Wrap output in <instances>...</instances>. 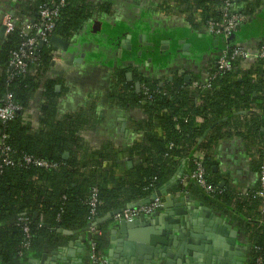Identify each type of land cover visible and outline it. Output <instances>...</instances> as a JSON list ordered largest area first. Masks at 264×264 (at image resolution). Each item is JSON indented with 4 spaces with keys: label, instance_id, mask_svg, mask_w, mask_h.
I'll list each match as a JSON object with an SVG mask.
<instances>
[{
    "label": "trees",
    "instance_id": "16d2710c",
    "mask_svg": "<svg viewBox=\"0 0 264 264\" xmlns=\"http://www.w3.org/2000/svg\"><path fill=\"white\" fill-rule=\"evenodd\" d=\"M60 1L63 6L58 9L50 36L70 46L76 44L88 23L119 15L111 0H24L13 9L15 28L0 51V106L8 99L19 111L10 121L0 119V264H32L40 260L66 239L63 232L87 235L91 216L88 200L94 190L99 201L96 221L150 199L169 183L180 160H190L193 171L197 153L203 157L207 182L218 192L210 197L192 181L190 190L196 186L210 205L242 222L240 229L249 246L246 264H259L258 260L264 264V203L256 195L259 184L254 192L240 199L221 193L217 182L208 177L210 152L223 140L242 139L254 153L258 171L264 159V59L252 57L245 69L242 59H234L229 71L217 66L224 49L229 53L236 47H248L254 54L264 51V0L235 1L246 21L227 41L204 30L207 22L221 20L219 0H135L148 2L151 14L181 17L189 27H180L177 36L163 38L172 42L165 55H160V38L154 37L141 57L131 53L125 58L140 62L150 58L164 64L180 52L182 47L177 41L184 39L191 46L192 58L207 60L203 82H186L183 76L154 79L135 68L139 92L125 80V71H115L122 93L112 97L123 108H136L144 119L136 123V132L142 137L127 151L111 140L98 148L90 138L102 122V112L93 103L73 112L61 110L62 94L56 86L61 85L62 78L50 76L55 51L50 44L39 42L30 51L33 60L27 61L23 72L10 65L12 53L25 48L27 37L22 34V25L41 27L39 12L55 8ZM112 29L111 42L119 48L126 27L119 24ZM34 34L35 30L31 36ZM249 40H254V45L244 46ZM206 82L210 88H204ZM36 99V120L26 121L25 115ZM134 153L138 158L134 168L119 174L122 156L126 154L130 159ZM25 157L54 167L26 163ZM5 159L11 164H6ZM106 222L97 224V228L104 232ZM24 228L28 229V239ZM94 241L97 255L105 258L104 241L101 237ZM89 245L90 240L88 252ZM85 264H92L89 256Z\"/></svg>",
    "mask_w": 264,
    "mask_h": 264
},
{
    "label": "crops",
    "instance_id": "0c3cea01",
    "mask_svg": "<svg viewBox=\"0 0 264 264\" xmlns=\"http://www.w3.org/2000/svg\"><path fill=\"white\" fill-rule=\"evenodd\" d=\"M21 1L24 0L0 1V28L3 26L1 24L2 17L5 14L11 16L13 9ZM111 1L117 7L119 15L108 20H94L88 23L85 32L77 39L74 45L76 59L81 62L80 64L72 65L71 69L68 68L62 77L61 85H59V91L62 94L61 110L73 112L78 108L87 107L93 103L102 112V122L93 131L90 138L96 142L99 146L98 148H100V145L102 147L107 141L111 140L118 147L127 151L130 146L137 143L136 141L142 137V133L136 132V123H140L144 119H142V113L135 110L136 108H123L119 100L112 97L117 92L118 94L122 93L121 90L119 91L120 83L118 82L117 74L114 75L115 71H125V80L131 83L134 89L135 83L138 82L137 75L133 71L135 68L138 69L140 74L154 79H173L174 76H183L184 78L189 77L188 81L191 82L196 80L203 82L206 76L204 68L207 59L196 61L192 58L189 51L191 46L184 39H181L183 42L180 45L177 43L182 47L180 52L173 59L163 62L164 64L150 58H145L141 62L125 58V55H130L131 53H134L137 58L141 57L143 54L138 55V53H141V51L144 53L145 48L150 47L144 44V41H139L141 36L145 37L146 43H152L154 37L160 38L159 42H167L160 45V47L163 45L166 47L164 50L160 49V55H165L170 50L172 42L163 38L166 35L177 36L179 28L187 27L188 25L181 17L170 18L151 14L148 2L140 3L135 0ZM119 24L126 27V34L121 40L119 39V48H115L110 36L113 30L112 27ZM5 39L2 40L0 38V51ZM127 40L131 47L130 50H127ZM184 43L190 46L187 51L183 48ZM217 44L218 42L215 41V45ZM253 45L254 40L244 42V46L251 47ZM247 66L248 63L244 62L243 68L245 69ZM127 73L132 74L131 81L126 79ZM50 76L55 77L51 74ZM38 103V99L34 100L32 110L25 115L26 121L36 120ZM135 156V153L130 159L126 154L122 156L120 162L122 166L119 168V174L125 175L129 170L134 168L138 161V158ZM209 159L208 177L217 182L221 193H227L228 195L242 199L257 188L259 174L257 159L242 139L232 138L219 142L215 149L210 152ZM191 165L192 162L188 159L180 160V164L172 176L173 178L177 175V172L181 173L175 181V187L173 188L175 190L173 191L167 185L163 186L160 189L163 192L162 200L164 197L175 193L180 197L185 196V198L194 202V208H197L199 211L207 208L212 213L221 217L231 224L232 229L237 232L236 244L243 256L248 259L249 246L246 242L247 238L240 229L242 222L235 220L232 215L221 212L210 205L203 199V196L201 197L202 194L198 192L197 185V187L194 186L190 190L189 184L192 182L188 178L192 172ZM180 187H182L181 190ZM232 201L234 202V200ZM199 203L204 208L200 207ZM245 213L243 212V214ZM160 214L162 212L159 209L152 216L145 217V219L146 221H151ZM102 228L104 230L102 240L104 241L103 251L106 264H122L120 249L111 240L113 236L111 232L115 228V223L110 219ZM65 237L66 239L57 249L45 253L47 254L45 264H51L52 259L56 258L53 252H57V256H60L59 259H56V264H85L86 258L89 256L86 235L76 233ZM116 238L118 240L123 239L120 233H117ZM134 249L135 252L136 248ZM69 251H72L74 257H67ZM110 251H112V255H109ZM108 260H111V262Z\"/></svg>",
    "mask_w": 264,
    "mask_h": 264
},
{
    "label": "water",
    "instance_id": "95a60500",
    "mask_svg": "<svg viewBox=\"0 0 264 264\" xmlns=\"http://www.w3.org/2000/svg\"><path fill=\"white\" fill-rule=\"evenodd\" d=\"M5 31L6 28L1 26L0 38L2 40L6 37ZM139 41H144V44L149 46L152 45V43H146L143 36L139 38ZM126 43L128 44L127 50H130L129 41L127 40ZM166 43L162 42V44ZM42 44L41 42L40 45ZM49 44L55 50H60L68 55L66 63L58 69H53L54 63L51 62V75L62 78L68 68L72 65L80 64L81 61L76 59L74 46H70L67 41L57 36H52ZM189 47L188 44L184 43L186 51ZM160 49L164 50L166 47L163 45ZM138 55H141V53L139 52ZM126 79L131 81L132 74L127 73ZM184 79L188 81L189 77H185ZM135 89L136 92L140 91V83H135ZM56 90H60L59 85L56 86ZM176 174L167 184L171 189L175 187V181L181 175L179 172ZM156 197L162 198L163 192L160 190L156 191L150 199L131 204L127 207L135 209L147 204ZM199 206L203 207L201 203H199ZM120 211L121 209L98 218L95 221V225L109 221ZM160 211L162 214L151 221H146L144 217H139L131 222L115 224V228L111 232L113 235L111 240L120 249L122 264L247 263V258L243 256L236 244L237 232L232 229L231 224L207 208L199 211L197 208H194V202L185 198V196L180 197L173 193L163 198ZM36 216L35 214L34 217ZM76 233L63 232V235L68 236ZM117 233L122 235V240L116 238ZM86 237L89 240V235H86ZM69 247L71 246L69 245ZM134 248H136L135 252ZM53 255L56 258L52 259L51 264H56V259H59L60 256H57V252H53ZM109 255H112V251L109 252ZM72 256L74 257L72 251H69L67 257ZM46 259L47 254H44L38 262L34 261L32 264H45ZM108 261L111 262V260Z\"/></svg>",
    "mask_w": 264,
    "mask_h": 264
},
{
    "label": "built area",
    "instance_id": "2783aa9c",
    "mask_svg": "<svg viewBox=\"0 0 264 264\" xmlns=\"http://www.w3.org/2000/svg\"><path fill=\"white\" fill-rule=\"evenodd\" d=\"M220 7L219 10L222 13L221 20L217 22H207L204 26V30L215 36L221 38L223 41H227L233 33L237 30V28L246 21V17L244 14L240 13L237 7H235L236 0H219ZM63 6V1L59 2V5L53 9L45 8L39 12V17L41 19V27H32L29 24L22 25V34L27 37L24 43V49H21L17 52L12 53V59L10 65L17 69L20 72H23L27 61L32 59V53L30 52L32 49L36 47L39 42L49 45L50 41V33L54 27V20L59 16V7ZM1 24L6 28L5 34L8 36L11 32L14 31L15 23L12 20V17L9 14H5L2 17ZM35 30V34L31 36L32 31ZM252 57L264 59V51H258L254 54L253 51L246 47H236L232 50L231 53L228 50H222L219 53V57L217 59V66L220 70L229 71L232 69L231 62L234 59H242L247 62ZM68 60V55L66 53L55 50L51 56V62L54 63L53 69H58L63 66ZM71 69V68H69ZM204 88H210V84L206 82L204 84ZM19 111V108L14 105L11 101L7 99V102L4 106H0V119L3 121H10L14 118L16 112ZM6 152L9 151L8 148L5 149ZM24 161L26 163H33L38 167L43 168H52L54 167L50 163L46 161H41L37 159H33L31 157H25ZM4 162L6 164H11V161L5 159ZM194 164L195 168L189 175V181L195 183L206 195L214 196L218 190L217 187L209 184L206 180V170L203 166V157L199 153L194 156ZM258 184L259 189L256 195L263 201L264 203V159L262 160V164L258 174ZM162 198L156 197L149 201L147 204H144L135 209H129L128 207L121 209L120 212L116 213L112 217V221L115 224H119L121 222H131L139 217H150L156 211H158L162 206ZM88 205L90 207V218H89V226L87 229V235H89L90 245H89V261L92 264H106V259L99 257L97 255V245L94 241L97 237H103V231L99 230L95 225V215L96 208L99 205V201L96 196V191L92 192L90 199L88 200ZM24 233L26 234V238H29V232L27 228H24ZM28 244L26 243V247ZM260 264V260H258Z\"/></svg>",
    "mask_w": 264,
    "mask_h": 264
},
{
    "label": "flooded vegetation",
    "instance_id": "af4514ba",
    "mask_svg": "<svg viewBox=\"0 0 264 264\" xmlns=\"http://www.w3.org/2000/svg\"><path fill=\"white\" fill-rule=\"evenodd\" d=\"M181 42H183V40H181V39H179L178 41H177V43L180 45L181 44ZM160 43H162V41H160ZM184 48V47H183ZM141 54H143L142 53V51H141ZM67 55V54H66Z\"/></svg>",
    "mask_w": 264,
    "mask_h": 264
}]
</instances>
